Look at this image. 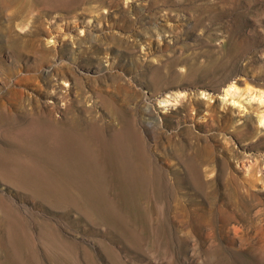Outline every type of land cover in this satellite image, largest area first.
Listing matches in <instances>:
<instances>
[{
  "label": "rangeland",
  "instance_id": "rangeland-1",
  "mask_svg": "<svg viewBox=\"0 0 264 264\" xmlns=\"http://www.w3.org/2000/svg\"><path fill=\"white\" fill-rule=\"evenodd\" d=\"M10 1L0 264H264V0Z\"/></svg>",
  "mask_w": 264,
  "mask_h": 264
},
{
  "label": "bare ground",
  "instance_id": "bare-ground-1",
  "mask_svg": "<svg viewBox=\"0 0 264 264\" xmlns=\"http://www.w3.org/2000/svg\"><path fill=\"white\" fill-rule=\"evenodd\" d=\"M24 4L18 3V4L15 5V7L18 8V10H20V11H22L25 7L29 8L30 5H31V0H27V4L26 5H24ZM11 6H12V4H11L10 0H0V7L3 10H5L4 11L5 14H7V15L11 14L10 11H8V9ZM40 14L41 13H39V15ZM42 24H43V19H42V17H39L37 20H35V24H34L35 25V29L30 31V35L28 37L16 38V37H12V24H11V21H8L6 23L5 29H3V37L10 44L11 47L14 46L13 50H14V53L16 54V56L22 57L24 54H27V52H25L26 47L29 48L28 49V51H29L28 53H41L43 55H45L50 50V49H45L43 47V44H42V40L43 39H42V37H40L38 35H34V34H38V33H41L43 31H45V29H44L45 27ZM18 41L19 42L21 41L22 45L21 44L17 45ZM64 44H65V42H64ZM247 90L249 91L248 94L251 96V99H256L257 92L254 93V90L251 91V89H249V88ZM223 91H224V96H231L232 94H234V91H238V90H237L236 85L231 83V84H228V87L223 89ZM181 93H179V94H181ZM259 94L260 93H258V95ZM261 95L262 94H260V96ZM178 96L180 97L181 95H178ZM258 120L261 123V125H264V113L263 112L261 114H259Z\"/></svg>",
  "mask_w": 264,
  "mask_h": 264
}]
</instances>
